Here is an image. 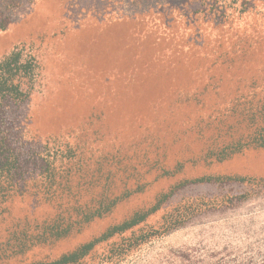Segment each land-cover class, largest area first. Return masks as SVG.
I'll use <instances>...</instances> for the list:
<instances>
[{
	"label": "rangeland",
	"instance_id": "rangeland-1",
	"mask_svg": "<svg viewBox=\"0 0 264 264\" xmlns=\"http://www.w3.org/2000/svg\"><path fill=\"white\" fill-rule=\"evenodd\" d=\"M8 13L0 59L24 46L40 73L29 99L8 108L13 142L30 161L25 189L0 196V264L56 258L181 179L206 174L263 180L183 188L139 227L157 228L190 203L199 213L145 250L261 236L253 230L264 227V148L223 161L205 154L218 129L246 132L243 108L264 96V0H25ZM241 95L249 102L235 106ZM46 145L58 150L64 174L53 187L32 159L46 155ZM69 147L76 155L60 161ZM179 162L180 172L162 175ZM139 187L110 213L82 220L106 197ZM240 194L249 197L225 206ZM56 217L77 224L65 237L12 252L20 231L35 234Z\"/></svg>",
	"mask_w": 264,
	"mask_h": 264
},
{
	"label": "trees",
	"instance_id": "trees-1",
	"mask_svg": "<svg viewBox=\"0 0 264 264\" xmlns=\"http://www.w3.org/2000/svg\"><path fill=\"white\" fill-rule=\"evenodd\" d=\"M25 0H4L0 3V29L4 30L12 19L8 12L23 5ZM30 2L33 0H29ZM40 73V63L35 54L27 51L24 46H15L8 54L0 59V196H9L16 190H24L27 181V168L30 159L24 157L23 152L14 144L12 138V126L8 119V108L11 104H21L29 99ZM245 96L235 98L234 105L239 106L249 101H241ZM253 101V100H252ZM233 112V111H232ZM231 112V113H232ZM243 120L247 122L246 132L234 136L230 125L226 129H218L213 136L205 156L223 161L236 153L249 147L264 148V96L256 101L255 108H243ZM230 116V114H229ZM251 124V125H250ZM251 129V130H250ZM48 145L45 149H48ZM43 153V152H40ZM58 150L54 154L48 149L46 155H36V163L40 165V175L53 187L58 183V177H63V171L55 162L58 159ZM75 151L67 148L61 154L62 161L73 158ZM183 163L179 162L174 169H163L162 175L173 176L180 172ZM263 179H257L239 174H206L193 178H184L172 185L167 191L161 192L155 202L147 208L133 212L129 217L118 223L108 226L100 235L81 243L76 248L62 253L53 259H42L24 262L21 264H264V227L253 230L255 240L237 242L227 240L222 244H193L180 247L170 246L164 252L151 253L145 250L146 246L154 245V242L169 234L172 230L184 226L199 212V205L190 203L184 205L183 212L171 213L164 223L157 227L143 228L149 216L156 213L170 201L180 190L187 186L197 184L228 183H259ZM141 187L127 190L114 197H106L99 205L82 213V220L89 222L94 218H100L110 213L112 209L123 199L135 192L141 191ZM50 190V187L47 191ZM55 191V190H54ZM50 193V192H47ZM54 193V192H53ZM53 195L52 193H50ZM248 194H240L230 197L225 206H230L233 201H245ZM73 221H64V218L56 217L50 221H43L36 225L35 234H28L27 230L20 231L13 253H22L31 245L42 244L51 240L67 236L74 225ZM136 227H138L136 229ZM236 230L237 226H230ZM250 229V228H246ZM119 238V240H112ZM109 248L102 252L97 261L89 262L88 258L96 251L97 247L109 243Z\"/></svg>",
	"mask_w": 264,
	"mask_h": 264
}]
</instances>
